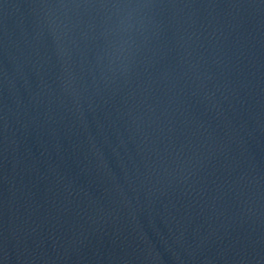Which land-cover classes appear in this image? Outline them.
<instances>
[{"label": "water", "instance_id": "95a60500", "mask_svg": "<svg viewBox=\"0 0 264 264\" xmlns=\"http://www.w3.org/2000/svg\"><path fill=\"white\" fill-rule=\"evenodd\" d=\"M0 264H250L140 157L23 0H0Z\"/></svg>", "mask_w": 264, "mask_h": 264}]
</instances>
